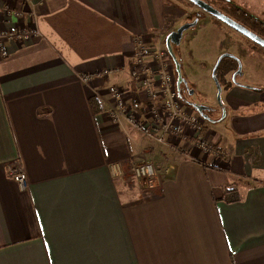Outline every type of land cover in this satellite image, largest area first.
Listing matches in <instances>:
<instances>
[{
	"label": "crops",
	"instance_id": "crops-1",
	"mask_svg": "<svg viewBox=\"0 0 264 264\" xmlns=\"http://www.w3.org/2000/svg\"><path fill=\"white\" fill-rule=\"evenodd\" d=\"M180 10L173 0H0V32H38L0 53V264H264V91L251 77L227 90L230 127L202 119L199 138L217 152L207 155L191 130L177 138L152 125L132 75L136 40L154 63ZM112 86L153 138L111 121ZM146 160L153 184L133 175ZM16 161L26 188L9 174Z\"/></svg>",
	"mask_w": 264,
	"mask_h": 264
},
{
	"label": "rangeland",
	"instance_id": "rangeland-1",
	"mask_svg": "<svg viewBox=\"0 0 264 264\" xmlns=\"http://www.w3.org/2000/svg\"><path fill=\"white\" fill-rule=\"evenodd\" d=\"M208 1L220 10L224 7L231 9L233 4L234 8H240L243 12H247L250 16H253L264 24V0ZM181 5L182 4H180V8L184 9L188 14L189 12L191 14L199 11L198 8ZM192 16L194 15H191V17ZM186 19L187 18L184 17V19H182L177 25H174L172 29L175 30L177 26L180 28ZM173 50L179 64L181 65L183 77L185 78L187 86H189L190 90L188 92H184L185 88H183V101H188L190 103L208 108V119L210 120L211 118V120L205 122L214 130H225L228 126L229 120L226 117L227 109L225 106L227 103L226 93L231 84L246 83L248 82V78L251 77L257 81L254 82L255 85L258 84L259 88L264 91V57L261 55L253 56L251 49L247 46L242 36L223 23L221 25H217L212 22L210 18L200 19L199 24L195 28H191L184 33L181 44L179 46H174ZM225 54L232 55L239 60V65H241V74L237 75L234 81V76L222 75V73L219 72V83L221 86V94L219 98V91L213 78V71L220 57ZM152 62L154 63L149 64L151 68L153 65L158 67V63L156 61L153 60ZM250 65L253 67L254 72L253 70L252 72L250 71ZM133 78L140 79L139 77ZM144 92L148 96L147 92ZM152 106L153 105L150 104L147 109V116L149 117V120H151ZM129 108L130 107L126 104L127 114L134 116V121L138 122V126H134L141 129L143 123L136 118L135 114ZM160 111L162 116H164L163 108L161 106ZM154 124L155 123L152 122V125ZM152 125H150L149 128L146 127L141 129L149 138L154 137V127ZM207 146L209 147L208 154H213L214 152L217 153L212 144ZM143 183L146 184L148 182L143 181Z\"/></svg>",
	"mask_w": 264,
	"mask_h": 264
},
{
	"label": "built area",
	"instance_id": "built-area-1",
	"mask_svg": "<svg viewBox=\"0 0 264 264\" xmlns=\"http://www.w3.org/2000/svg\"><path fill=\"white\" fill-rule=\"evenodd\" d=\"M26 1V0H23ZM18 17H22V12L15 14ZM38 32L34 29H23L16 32H0V53L3 57L8 56V50L5 45L7 41H22L27 42L37 37ZM144 41L140 38L136 40L135 58L136 69L133 71V77L141 78L143 89L147 92L148 98L151 101L152 115L151 120L156 125L162 126L165 133H170L177 138H183L186 136V130H191L193 134L197 136L196 145L200 150L208 154L209 147L205 142L199 138L203 131L202 123L198 116L185 109L177 98L175 90V79L171 73V66L166 58V53L159 50L154 56V61L158 63L157 71H154L149 64L144 61ZM114 71L107 70L103 72V76H109ZM152 75H156L158 80H154ZM89 76H84L83 81L85 83L90 82ZM110 100L106 102L107 114L113 123H119L122 120H128L132 125L138 126V122H135V118L132 115H128L126 112V103L123 98V89L119 86H112L109 90ZM101 101L105 102L103 98ZM160 106L163 108L164 116L160 111ZM150 130V129H149ZM151 131V130H150ZM162 142V139L158 140ZM9 174L14 181L26 188L27 176L25 169L19 162H13L9 166ZM133 175L136 179L146 181L153 184L157 178V171L152 161H144L136 164L133 167Z\"/></svg>",
	"mask_w": 264,
	"mask_h": 264
},
{
	"label": "flooded vegetation",
	"instance_id": "flooded-vegetation-1",
	"mask_svg": "<svg viewBox=\"0 0 264 264\" xmlns=\"http://www.w3.org/2000/svg\"><path fill=\"white\" fill-rule=\"evenodd\" d=\"M174 1V3L177 5V6H179L180 7V4H182L181 6H187V7H192V8H198L199 9V11H197V12H193V13H191L190 14V12H189V14L187 13V12H185V10L184 9H182V8H180L181 10V13L182 14H185V17L187 18L186 20H184V24L182 25V26H184V25H186V24H191V23H193V22H195V20H197V19H199V21H200V19H202V18H205V19H208V18H210L211 19V21L212 22H214L215 24H217V25H221L223 22H221V21H219L218 19H216L215 17H213L212 15H210V14H208L207 12H205L204 10H202V9H200L198 6H196L194 3H192L191 1H189V0H173ZM203 1H205L206 3H208L209 5H211L212 7H214L215 9H217L218 7H215L211 2H209L208 0H203ZM218 11H220L221 13H223L224 15H226L227 17H229V18H231L232 20H234L235 22H237L238 24H240L241 26H243V27H245L246 29H248L249 31H251L252 33H254V34H256L257 36H259L260 38H262L263 40H264V34L263 33H261V32H259V30H257L255 27H253V26H251L250 24H246V22H245V20H244V18L242 17V16H240L239 14H236V10H235V8L233 7V4H232V6H231V9H228V8H221V10L220 9H217ZM225 11H226V13H225ZM244 13H246L248 16H250L247 12H244ZM191 15H194V16H192L191 17ZM188 16V17H187ZM251 17H253V16H251ZM190 18V19H189ZM254 18V17H253ZM254 20H257L256 18H254ZM199 21H198V23H197V25L199 24ZM259 21V20H258ZM224 25H226L227 27H229L230 29H232V30H234V31H236L238 34H240L241 36H242V38H243V40L246 42V44H247V46L251 49V52H252V55L254 56V55H261V56H263L264 57V48L262 47V46H260L259 44H257V43H255L254 41H252V40H250L249 38H247L246 36H244L243 34H241L240 32H238L237 30H235L234 28H232V27H230V26H228L227 24H225V23H223ZM196 25V26H197ZM181 26V27H182ZM195 26V27H196ZM195 27H193V28H195ZM179 28H178V26L176 27V29L175 30H172L171 32H173V31H177ZM191 29V28H190ZM171 32H169V34L171 33ZM186 32V31H185ZM168 34V35H169ZM167 35V36H168ZM167 36H166V38H167ZM166 38H165V48L164 49H161V51H164L165 53H166V58H167V60H168V62H169V64H170V66H171V73L173 74V76H174V79H175V90H176V93H177V98H178V100L180 101V103L182 104V106L185 108H187V106H189L188 108H191L192 110H193V112H195V113H197L196 112V110L191 106V104L192 105H196V104H194V103H190V102H188V101H183V96H182V93H183V88H185L184 89V92H188V91H190L189 90V86H187V83H182L181 84V86H180V88H178V86H177V73H176V69H175V65H174V62H173V60H172V58H171V56L169 55V53H168V51H167V48H166ZM174 46H176V45H173L172 47H174ZM174 51V50H173ZM175 55V54H174ZM176 57V56H175ZM236 58V57H235ZM224 59H232V58H224ZM223 59V60H224ZM222 60V61H223ZM232 60H234L237 64H236V68H234L231 72H229L228 73V75H232V76H237V75H239V74H241V73H238V71H239V60L236 58V59H232ZM222 61H221V63H222ZM221 63H220V65H221ZM219 65V66H220ZM182 69V68H181ZM218 69H219V67H218ZM218 69H217V73H218ZM256 70V69H255ZM234 73V74H233ZM218 78V77H217ZM185 79V78H184ZM219 80V79H218ZM233 86V84H231V87ZM230 87V88H231ZM229 88V89H230ZM192 93V92H191ZM188 110V109H187ZM193 112H191V113H193ZM208 110L207 111H205L204 112V117L202 116V117H200V115H198V113L196 114L197 116H198V118L200 119V122L202 123V126H203V122H202V119H204V121H207V119H206V117L208 118ZM203 129H204V126H203ZM203 132V131H202Z\"/></svg>",
	"mask_w": 264,
	"mask_h": 264
},
{
	"label": "water",
	"instance_id": "water-1",
	"mask_svg": "<svg viewBox=\"0 0 264 264\" xmlns=\"http://www.w3.org/2000/svg\"><path fill=\"white\" fill-rule=\"evenodd\" d=\"M189 1H191L196 6H198L200 9H202L205 12H207L208 14L212 15L213 17H215L219 21H221V22L227 24L228 26L234 28L235 30H237L238 32H240L241 34H243L244 36H246L247 38H249L250 40L254 41L255 43L259 44L260 46H262L264 48V40L262 38H260L256 34L252 33L251 31H249L245 27L241 26L240 24H238L237 22H235L231 18L227 17L226 15H224L223 13H221L220 11H218L217 9H215L214 7H212L211 5L206 3L205 1H203V0H189ZM198 21H199V19L195 20V22H193L191 24H186V25L180 27L177 31L171 32L166 38V48H167V51H168L169 55L171 56V58L174 62L176 73H177V86H178V88H180L182 83H187V82L183 77L181 65L179 64L177 58L174 55V51H173L172 46L173 45L179 46L181 44V40L183 38L185 31L189 30L190 28L195 27L197 25ZM226 57L236 59L234 56L229 55V54H225V55L221 56L218 63L216 64V66L214 68V71H213V78H214V80L217 84V87H218L219 98H220V94H221V86H220L219 80L217 78V69H218L221 61ZM238 73H241V65L239 66ZM235 77H236V75L233 77L234 81H235ZM191 106L196 110V112L201 117L202 116L204 117L205 116L204 112L208 110V108H206L204 106H200V105H192L191 104ZM206 119H207V121L211 120V118L209 120L207 117H206Z\"/></svg>",
	"mask_w": 264,
	"mask_h": 264
},
{
	"label": "trees",
	"instance_id": "trees-1",
	"mask_svg": "<svg viewBox=\"0 0 264 264\" xmlns=\"http://www.w3.org/2000/svg\"><path fill=\"white\" fill-rule=\"evenodd\" d=\"M235 10H236V13H238L240 16L244 18L246 24H250L251 26L255 27L257 30H259V32L264 34V24L263 23H261L258 20H254L253 17L248 16L240 8H235ZM236 64L237 63L232 59H224L218 69V73H217L218 79H219V72H221L222 75H228L229 72H231L234 68H236ZM230 87L231 85L229 86V88ZM91 105L93 107V113L97 114L98 112H100L101 104L99 103V100L97 98L92 99Z\"/></svg>",
	"mask_w": 264,
	"mask_h": 264
}]
</instances>
